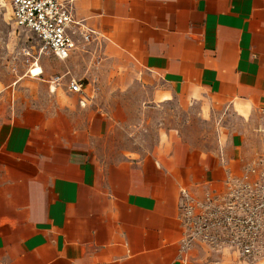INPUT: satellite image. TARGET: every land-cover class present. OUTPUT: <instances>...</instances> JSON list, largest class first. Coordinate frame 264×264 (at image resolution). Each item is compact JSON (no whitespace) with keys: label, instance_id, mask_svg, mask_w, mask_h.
Segmentation results:
<instances>
[{"label":"crops","instance_id":"1","mask_svg":"<svg viewBox=\"0 0 264 264\" xmlns=\"http://www.w3.org/2000/svg\"><path fill=\"white\" fill-rule=\"evenodd\" d=\"M58 1L75 42L51 54L59 74L0 81V264H264L188 250L184 213L196 189L219 194L249 173L251 129L264 128V0ZM132 83L158 105L194 107L216 147L169 131L108 162L125 127L111 97Z\"/></svg>","mask_w":264,"mask_h":264},{"label":"rangeland","instance_id":"2","mask_svg":"<svg viewBox=\"0 0 264 264\" xmlns=\"http://www.w3.org/2000/svg\"><path fill=\"white\" fill-rule=\"evenodd\" d=\"M59 61L41 51V43L34 34L16 26L10 0H0V81L13 82L20 75L36 79L30 71L37 65L44 70L42 76L52 80L51 76L60 72ZM127 88L129 90L123 95L111 97L112 103L122 105L125 110V127L116 128L112 134L108 143V162L118 161L128 152L147 154L169 131H180L196 148L209 150L216 147L218 129L204 121L194 107L182 110L176 101L158 105L150 101L140 84H128ZM228 119L237 125L229 130H243L239 119L233 116ZM257 131L251 129L246 148L248 175L236 177L235 184L222 193L213 194L207 187H200L185 200L188 250L195 249L213 259H219L223 251L229 250L249 262H257L264 256V225L256 242V255L247 257L238 248L241 240L230 233L225 223L234 202H238V206L246 199L255 206L264 203V128ZM261 217L264 218V211Z\"/></svg>","mask_w":264,"mask_h":264},{"label":"built area","instance_id":"3","mask_svg":"<svg viewBox=\"0 0 264 264\" xmlns=\"http://www.w3.org/2000/svg\"><path fill=\"white\" fill-rule=\"evenodd\" d=\"M11 7L15 24L39 39L41 51L60 59L70 56L75 48L69 32L74 21L58 0H11ZM88 38L86 35L85 39ZM69 88L75 93H81L84 89L83 83L75 80L69 83ZM241 204L238 206V202H234L231 205L225 223L230 233L241 240L238 248L242 254L253 257L257 253L256 242L264 225V218L261 217L264 203L255 206L246 199Z\"/></svg>","mask_w":264,"mask_h":264},{"label":"bare ground","instance_id":"4","mask_svg":"<svg viewBox=\"0 0 264 264\" xmlns=\"http://www.w3.org/2000/svg\"><path fill=\"white\" fill-rule=\"evenodd\" d=\"M42 72H43V69L39 65L35 66L30 71L31 75L34 76V77H37V76L41 75Z\"/></svg>","mask_w":264,"mask_h":264}]
</instances>
